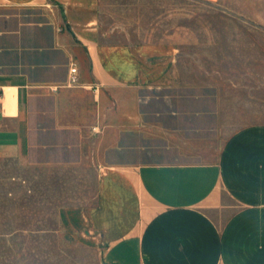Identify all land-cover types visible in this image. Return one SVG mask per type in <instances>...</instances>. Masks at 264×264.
I'll return each mask as SVG.
<instances>
[{
  "label": "crops",
  "instance_id": "crops-1",
  "mask_svg": "<svg viewBox=\"0 0 264 264\" xmlns=\"http://www.w3.org/2000/svg\"><path fill=\"white\" fill-rule=\"evenodd\" d=\"M100 12L0 0V168L93 171L82 230L111 264H264V123L225 133L182 41L114 42Z\"/></svg>",
  "mask_w": 264,
  "mask_h": 264
},
{
  "label": "rangeland",
  "instance_id": "rangeland-1",
  "mask_svg": "<svg viewBox=\"0 0 264 264\" xmlns=\"http://www.w3.org/2000/svg\"><path fill=\"white\" fill-rule=\"evenodd\" d=\"M100 22L114 42L182 41L189 67L222 92L225 133L264 123V0H101ZM96 181L91 170L5 163L0 264H111L80 219Z\"/></svg>",
  "mask_w": 264,
  "mask_h": 264
},
{
  "label": "built area",
  "instance_id": "built-area-1",
  "mask_svg": "<svg viewBox=\"0 0 264 264\" xmlns=\"http://www.w3.org/2000/svg\"><path fill=\"white\" fill-rule=\"evenodd\" d=\"M79 71L76 65H72L70 68V78L67 84L68 87H77L79 86ZM2 98V92H0V99Z\"/></svg>",
  "mask_w": 264,
  "mask_h": 264
}]
</instances>
